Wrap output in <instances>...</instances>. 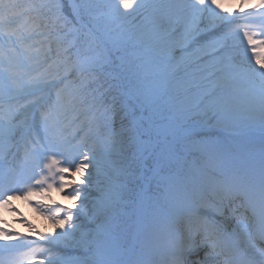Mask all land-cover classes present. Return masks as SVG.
I'll list each match as a JSON object with an SVG mask.
<instances>
[{
	"label": "trees",
	"instance_id": "trees-1",
	"mask_svg": "<svg viewBox=\"0 0 264 264\" xmlns=\"http://www.w3.org/2000/svg\"><path fill=\"white\" fill-rule=\"evenodd\" d=\"M187 1L0 0V41L21 52L32 74L19 90L65 77L53 93L52 110L63 111L74 129L84 133L82 147L88 150L91 187L97 192L84 203L94 226L70 214L68 234L82 247L122 251L120 258L108 259L74 254L71 264H122L131 245L140 167L152 143L151 128L135 102L149 110L158 130L180 127L200 113L205 123L225 128L264 121L263 91L238 74L231 58L236 49L206 55L221 40L210 34L181 50L193 18V13L180 10ZM76 17L89 30L81 28ZM171 52L175 54L162 61L143 55L165 58ZM77 62V74L69 76ZM234 156L231 145L212 132L157 136L143 161L147 209L170 215L178 236L182 219L166 197L165 181L149 178L153 169L158 175L175 174L200 200L213 194L222 177L217 168L231 166ZM143 259L167 264L135 246L130 262Z\"/></svg>",
	"mask_w": 264,
	"mask_h": 264
},
{
	"label": "rangeland",
	"instance_id": "rangeland-1",
	"mask_svg": "<svg viewBox=\"0 0 264 264\" xmlns=\"http://www.w3.org/2000/svg\"><path fill=\"white\" fill-rule=\"evenodd\" d=\"M199 2L209 7H200L198 10H196V8H190L192 4H197ZM231 2L232 0H188L180 7V10H183L186 14L193 13L192 23L189 27L190 37H193L196 34L213 32L214 36L218 37L227 34L229 40L234 39L233 47L236 46V48H243L240 52H235L232 57L233 60H236V64L240 66L239 73H243L244 76L252 78L251 81L255 82L254 86H257L256 83L264 85V57L263 54L256 53V47L258 46L259 40L254 38L253 34L249 35V32L254 28H250V26L246 24V21H248L247 17L243 23L239 20L240 17H243L244 15L246 16L248 8H244L249 0H246L244 6H241L239 9L240 13L237 14L238 17L233 19L235 20L233 22L235 25L233 27H228L225 26V18L222 16L225 13L226 8H229V4L231 5ZM212 4L215 5L212 6ZM237 6L238 4L235 3L232 5V12ZM215 7L221 8L222 12L216 14L217 9L215 10ZM232 12L228 10V15ZM1 17L2 15L0 12V18ZM75 21L81 23L78 19ZM227 45L228 41L224 39L223 46ZM24 67L25 61L23 57L17 52H12L9 48L0 43V93L7 94V90L12 88L14 84L16 85L17 81L24 80L29 76V74L25 73ZM42 94L43 89L39 90L36 95L41 96ZM30 96L29 93H25L22 97L15 100L4 99V101H0V104L7 105L5 112L10 116L16 107L20 110V108L23 107V101ZM11 103H13L11 106L13 110L9 112ZM136 107L143 111L142 119L145 120V122L147 121L150 125L153 124L151 115L148 113L147 109L143 108L141 105H136ZM47 111L48 110L46 109L44 114ZM2 114L5 115L4 112ZM137 117L139 118V116L134 117L136 122L138 121ZM52 122H45V129H50V132L47 135V138L49 137V148L46 149L45 152L44 150L41 152L42 158L29 160V165L26 168V173H33L34 176L41 175L43 179L45 178L47 180L46 183H48L47 187L38 188L37 182L41 181L33 177L34 179H32L30 184L26 186L23 196L15 198L11 203H8L7 206L0 208V235L2 234L6 237L11 236L12 232L16 231V223H21L19 225L24 226L22 227V231L26 233V235H32L34 233L35 237H40V239H44L45 235H58L60 232V226L53 224L55 215L51 213L52 209L49 208V203L52 207H55L59 205V200H61L63 202L62 204L68 209H62V214H64V211H69L75 212V215H78L81 219L87 216V208H89V205H86V207L84 202L89 195H94L96 191L91 187V164L88 156L82 155L78 160H74L76 155H78L76 143L81 134L77 135V137L71 138L70 129L67 128L66 120L63 118L57 120L60 124V129L59 127L54 128V122ZM256 129L258 130L257 132L264 131V126L251 128V130L248 131L247 137L240 140V142L245 145L246 149H249L251 152H253V150L249 148L251 140L260 136L255 133ZM44 141L47 142L46 138ZM50 147L55 149L54 151L56 154L51 153L52 149H50ZM83 148L85 151L87 150V148ZM49 153H51V156H49ZM49 159L53 160V168H50V171L48 170L49 163H47ZM259 160L264 159L259 157ZM237 163L241 165L242 162L241 160H238ZM74 164L77 166L75 167V170H72ZM151 177H156L161 180L163 179L167 182L170 188L169 196H171V198L176 194L186 196L179 181L174 176L157 175V168H155ZM224 184L229 188L228 190L235 189L237 193L242 195L243 199H248L250 197L247 184L235 177L234 172H224ZM140 185L142 195L137 197L136 200L138 202L140 201L138 207L140 211L139 214L145 216V220L142 227V233L138 237L137 242L143 248L154 251V245L159 239L162 229L160 224L149 215L156 213H153V211H146L148 195L145 181L141 182ZM47 208L49 209L48 212H46V210H48ZM8 209L10 210L8 211ZM225 212L229 213L226 209ZM28 214L32 215L33 223H27ZM15 215L17 216V219L14 217ZM224 220L228 224V229L230 228L233 232H239L241 230V228H239L234 222L230 221L231 218L224 217ZM9 221H11V226L8 227L6 225ZM162 223L165 226H168L167 219H162ZM65 224H69V222H65ZM224 230L226 231L227 228ZM61 235H64L63 231H61ZM64 237L71 245L77 244L76 237L70 235V233L68 236ZM191 238L192 241L199 239L198 237ZM26 239H29V237ZM38 243L41 242L38 241ZM25 244H27V241ZM127 256L128 255H126L125 258H127ZM52 257H54L53 254L44 249H40L39 246L35 247L30 253L24 255L25 261L31 264H35L33 261L35 258L40 260V262L36 264H55V262L50 261ZM210 264L217 263L211 262Z\"/></svg>",
	"mask_w": 264,
	"mask_h": 264
},
{
	"label": "bare ground",
	"instance_id": "bare-ground-1",
	"mask_svg": "<svg viewBox=\"0 0 264 264\" xmlns=\"http://www.w3.org/2000/svg\"><path fill=\"white\" fill-rule=\"evenodd\" d=\"M253 13H248L246 15L250 16L253 15ZM249 148L253 150L254 153L260 154L261 156L264 155V137H255L251 140V143L249 144ZM40 179V178H39ZM261 202H258L256 205V210L260 213H264V207L260 206ZM261 225V224H260ZM141 229L140 226H138V230H137V236L139 235ZM260 234L263 236L264 235V222L261 225V231ZM208 264V262L206 263Z\"/></svg>",
	"mask_w": 264,
	"mask_h": 264
}]
</instances>
